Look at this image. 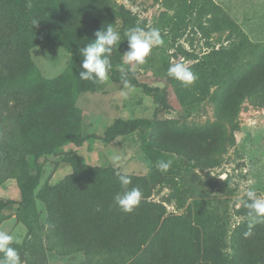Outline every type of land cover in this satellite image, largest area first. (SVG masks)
<instances>
[{"label":"rangeland","instance_id":"374dc122","mask_svg":"<svg viewBox=\"0 0 264 264\" xmlns=\"http://www.w3.org/2000/svg\"><path fill=\"white\" fill-rule=\"evenodd\" d=\"M36 1L53 24L78 30L87 43L110 24L99 0ZM114 1L126 13L111 23L122 40L109 57L112 68L123 66L140 85L158 87L155 98L140 85L125 99L122 82L81 80L80 60L29 35L17 10L0 0V37L6 40L0 47V230L17 237L11 246L21 264H88L90 248L121 244H139L138 264H190L195 251L177 243L168 250L148 227L143 201L130 213L114 203L123 191L119 172L141 177L142 197L165 206V215L183 212L162 201L169 178L151 169L137 132L107 142L90 136L122 120L153 118L152 143L187 167L189 201H210L225 221L223 249L236 264H264V224L245 235L246 192L254 189L264 198V99L254 93L257 86L264 89L262 14L245 12V0ZM136 26L158 28L164 40L140 66L122 55L128 50L125 33ZM236 44L252 57L230 72L216 51ZM177 62L198 76L190 87L167 76ZM55 139L65 142L41 155L33 184L34 154ZM24 188L32 196L28 206L6 202L20 200Z\"/></svg>","mask_w":264,"mask_h":264},{"label":"trees","instance_id":"16d2710c","mask_svg":"<svg viewBox=\"0 0 264 264\" xmlns=\"http://www.w3.org/2000/svg\"><path fill=\"white\" fill-rule=\"evenodd\" d=\"M11 7L17 10L23 19V29L36 40L46 41L54 46L62 47L71 53L78 60L83 57L79 55V49L87 44L78 30L74 28H66L57 26L52 23L39 3L36 0H4ZM99 9L102 17L108 22L113 23L117 19H123L125 11L118 6L114 0H99ZM37 20L34 25L33 21ZM252 44V42H250ZM6 44V40L0 37V47ZM243 45H233L228 49L217 50L221 53L219 64L226 67L230 72L239 71L240 67L245 66L251 61V55L244 52ZM127 78L132 85H140L136 81L133 73L127 71ZM110 79L114 82H121L120 70L112 68L109 73ZM89 84H96L86 81ZM145 94L156 97L158 87L140 85ZM264 99V89L256 87L254 93ZM253 97V93L250 95ZM262 99V100H263ZM153 118H134L122 120L113 126L105 134H92L91 137L101 139L103 141H111L116 136L126 135L132 131H136L139 139V148L150 162L151 169L163 177H168V186L170 192L162 198V201L171 203L176 210L183 209L178 215H165L166 209L161 203L156 201L147 202V197H142L147 214L148 227L155 233H160L164 246L171 250L173 243H177L182 249L190 247L195 251L196 258L190 264H236L231 256L223 249L224 236L227 232L225 221L221 215L212 207L208 200L188 199L187 183L184 171L187 169L183 165V160L171 153H167L155 146L151 141V132L153 128ZM226 133L222 131V141L226 140ZM79 145L83 139H72ZM64 139L51 140L42 144L34 154L33 165L34 174L30 177L33 184L38 182L40 176L39 158L42 154L52 152L56 147L63 144ZM220 149H225L222 142L219 144ZM159 160H171L172 165L166 173L157 170L156 162ZM132 183L129 188L141 185V177L130 176ZM212 186H216L214 183ZM8 203H15L19 207H26L32 202V196L25 188L22 189L21 199L18 201L7 200ZM4 203L0 205V208ZM169 220V221H168ZM168 221V222H167ZM139 244L131 245H115L107 250L100 248H90L87 252L88 264H138L136 255Z\"/></svg>","mask_w":264,"mask_h":264},{"label":"clouds","instance_id":"9594fccd","mask_svg":"<svg viewBox=\"0 0 264 264\" xmlns=\"http://www.w3.org/2000/svg\"><path fill=\"white\" fill-rule=\"evenodd\" d=\"M37 20L33 21L35 25ZM96 39L94 42L87 43L83 48L79 49V55L83 57L80 63L79 78L84 81H91L93 83L104 84L109 82V73L112 70V63L109 57L114 50L118 49L121 43L120 33L108 24L106 28H102L95 33ZM127 37L128 50L122 55L127 64H134L140 66L145 64L146 57L154 47H161L164 45V40L158 28L145 30L139 26L129 29L125 33ZM121 82L126 92L122 95L126 99L128 93L135 91V86L131 84L127 78L128 72L125 67H120ZM167 76L178 81L182 87H190L198 79V76L190 70L183 62L172 64L167 69ZM117 160L120 157H116ZM172 165L171 160H159L156 162V168L162 173H166ZM118 182L121 186L122 192H118L114 197V203L118 208L130 213L139 206L142 200V191L138 187L129 188L132 183L131 177L117 173ZM249 203L246 204L247 225L248 231L246 236H250L251 229L257 224H264V198L256 195L254 189H249L246 192ZM99 207H97V211ZM17 237L9 234L7 231L0 230V264H21V258L16 250L12 247L13 243H18Z\"/></svg>","mask_w":264,"mask_h":264},{"label":"crops","instance_id":"0c3cea01","mask_svg":"<svg viewBox=\"0 0 264 264\" xmlns=\"http://www.w3.org/2000/svg\"><path fill=\"white\" fill-rule=\"evenodd\" d=\"M233 1L234 0H231L230 2L232 3ZM219 2L221 3V1ZM245 5L248 6L246 7L245 12H249L252 16L255 15L256 13L262 14L258 19L262 18L261 21H262V24H264V0H245ZM254 19L256 20V18ZM251 34L253 35V33ZM252 37L253 36H250L249 38L253 41Z\"/></svg>","mask_w":264,"mask_h":264}]
</instances>
